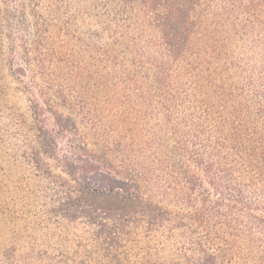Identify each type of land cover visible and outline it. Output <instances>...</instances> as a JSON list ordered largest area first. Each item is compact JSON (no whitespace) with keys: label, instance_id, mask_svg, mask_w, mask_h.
I'll list each match as a JSON object with an SVG mask.
<instances>
[{"label":"rangeland","instance_id":"rangeland-1","mask_svg":"<svg viewBox=\"0 0 264 264\" xmlns=\"http://www.w3.org/2000/svg\"><path fill=\"white\" fill-rule=\"evenodd\" d=\"M221 1L0 0V264H264V45Z\"/></svg>","mask_w":264,"mask_h":264},{"label":"trees","instance_id":"trees-1","mask_svg":"<svg viewBox=\"0 0 264 264\" xmlns=\"http://www.w3.org/2000/svg\"><path fill=\"white\" fill-rule=\"evenodd\" d=\"M161 1L165 2L168 7L173 2V8L176 11H180L184 7L188 11H192V9H193L192 4L195 0H161ZM221 2L222 3H220L218 5L220 10L215 11L212 14L213 18L216 21L215 24L206 25V26L210 27L211 29H213L212 34L211 33L209 34V38L212 39V36L213 35L215 36V32H220V31L225 32V29H227V28H224V26H226L228 24L231 26H239V28L242 29V31L248 30L252 37L260 40V42L264 45V0H222ZM233 8H236V10H238V11H233ZM234 12L235 13L237 12V15H238L237 22L239 23V25L234 21L236 19L237 15L235 17H233L234 20L232 21L233 18H231V17L235 15ZM245 23H248V25H246ZM186 25L188 28H191V23L189 20L186 23ZM192 25L194 26V20L193 19H192ZM181 26L184 28V24H181ZM160 41H161L160 43H161L163 49L165 50V52L167 54V55L165 54L166 57L169 58L168 63L175 62L173 59V57L175 55L181 56L183 54L181 47H182V44H184L185 42H181L180 37H179L178 42L176 44L173 42H170V41H166L165 38L161 39ZM186 48H187V46H186ZM172 65H169V66L171 67ZM76 149L82 150V148H79V147H77ZM85 164L88 166H92V167L95 165H99V164L101 166H103L104 164L106 165V163L104 161H102V159H95L93 161H90L89 159H87ZM78 185H80V183H78ZM79 187H81V185ZM129 193H130L129 196L124 197V200H122V204H121V210L122 211L124 210V211H131L132 212L134 209H136V207H139V206H137L140 203L139 199L135 195H133L131 191ZM74 197H76V196L74 195ZM114 197L115 198H113V199L110 198L105 203L106 205H108L110 210H111L110 203L114 200H117V198L119 196L116 195ZM76 198H77V201H79V202L82 201L81 198H78V197H76ZM78 205L79 204H74L72 209L69 208L71 211H73L71 216L77 218L78 217L77 214L82 213V218H84L86 220L87 224L88 223L89 224H95L97 222V216H95V215H98V214L97 213L95 214L93 209H79ZM111 207L113 209L117 208V207H113L112 205H111ZM114 213H115V211H114ZM69 214H71V213H69ZM145 216L149 220H152V221L154 220L153 214L149 213ZM99 218L101 219L103 217H99ZM100 222H97V223H100ZM102 223H100L101 225H99L100 227H102V229H95L92 232V235L94 236L93 237L94 248L96 249V251L98 253L101 252V258H102V256L104 257V252L106 253L105 255H107V253H110L108 248H113V247L117 248L118 247L116 245V243L111 244L110 242L107 241V239H113V238H110V236L113 235V234H111L112 233L111 230L113 228H116L115 223H113V224H111L110 222H107L105 224L104 223L102 224ZM107 257L109 258V255H107ZM104 258H106V257H104ZM111 260H112L111 264H113V263L117 264V262H119L118 259L116 260V257H111Z\"/></svg>","mask_w":264,"mask_h":264}]
</instances>
